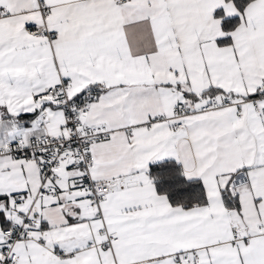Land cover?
Segmentation results:
<instances>
[{
  "label": "snow or ice",
  "instance_id": "snow-or-ice-1",
  "mask_svg": "<svg viewBox=\"0 0 264 264\" xmlns=\"http://www.w3.org/2000/svg\"><path fill=\"white\" fill-rule=\"evenodd\" d=\"M0 264H264V0H0Z\"/></svg>",
  "mask_w": 264,
  "mask_h": 264
}]
</instances>
